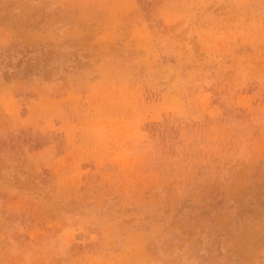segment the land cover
<instances>
[{"label":"rangeland","instance_id":"1","mask_svg":"<svg viewBox=\"0 0 264 264\" xmlns=\"http://www.w3.org/2000/svg\"><path fill=\"white\" fill-rule=\"evenodd\" d=\"M0 264H264V0H0Z\"/></svg>","mask_w":264,"mask_h":264}]
</instances>
